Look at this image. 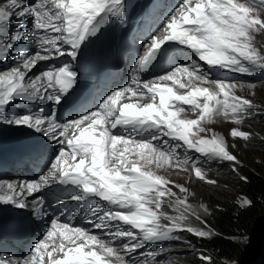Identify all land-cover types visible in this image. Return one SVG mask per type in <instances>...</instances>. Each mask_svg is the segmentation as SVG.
Listing matches in <instances>:
<instances>
[{
    "label": "snow or ice",
    "instance_id": "6c2138e0",
    "mask_svg": "<svg viewBox=\"0 0 264 264\" xmlns=\"http://www.w3.org/2000/svg\"><path fill=\"white\" fill-rule=\"evenodd\" d=\"M125 10V0H0V64L12 62L0 68V126L27 128L59 145L38 179L0 181V205L29 210V218L17 225L20 232L50 218L29 255L14 256L0 247V264H175V243L194 247L183 233L200 239L217 233L201 216L211 215L210 209L189 202L195 193L157 170L188 172L191 164L196 179L216 186L204 164L231 162V171L247 182L228 138L249 142L253 134L239 125L264 115V105L237 94L247 82L212 78L211 69L248 76L264 72V48L255 43L256 35L264 33V0H178L134 61L127 86L113 90L95 110L61 120L60 110L67 106L72 111L76 104L74 65L82 45L102 34L111 18L123 21ZM27 45L35 50L19 52ZM176 46L198 59L182 65L177 60L167 64L164 74L141 79L153 66L185 54L175 52ZM61 57L70 61L33 73L38 63ZM16 101L36 108L17 112L12 109ZM184 106L195 118H187ZM219 120L234 125L228 137L208 127ZM192 150L201 158L193 159ZM55 184L72 186L68 199L77 202L73 209L55 191H50L52 200L43 195L45 186ZM234 203L245 210L253 205L247 196ZM230 239L247 244L250 237ZM198 259L213 264L203 252Z\"/></svg>",
    "mask_w": 264,
    "mask_h": 264
},
{
    "label": "rangeland",
    "instance_id": "374dc122",
    "mask_svg": "<svg viewBox=\"0 0 264 264\" xmlns=\"http://www.w3.org/2000/svg\"><path fill=\"white\" fill-rule=\"evenodd\" d=\"M255 43L258 48H264V33L256 35ZM255 74L258 75L260 73H255ZM254 75L251 76L247 75L248 79L246 77H243L240 80H236V81L247 82L243 88L237 89V94L252 99L253 102L258 105H264V80L256 79V81L253 82L252 79L250 80V78L252 76L254 77ZM247 84H254L255 88L254 89L249 88ZM180 91H184V90H180ZM253 92L255 93V95H252ZM185 115L187 116V118H195V115L188 110H186ZM233 126L234 125L230 122L219 120L214 125H209L208 127H212L213 130L216 131L218 134H223L226 137H228L229 131ZM239 127H241L242 130L250 131L253 134L252 139L249 142L245 143L242 139L237 138L233 140L229 137L228 144L230 147V151H232L233 154L237 155L241 166H246V165L250 166L251 162H254L255 164H264V147L262 148L258 147L253 141V140H257V138L260 142L264 141V139H262V137H264V115H258L253 119L245 120L241 125H239ZM170 143H175V142L172 141ZM233 143L236 145V148L231 147ZM52 146L53 143L52 145H49L48 149H52ZM178 152L180 153L181 156L184 155L183 148L178 149ZM188 154L192 156L193 159L201 158L200 154L194 153V150L190 151ZM218 164L221 163L218 162L205 163L204 168L207 170L208 178L217 180L218 184L216 186L224 187L225 188L224 190L227 191L226 196L223 195L220 196L225 197L226 199L229 200L232 199L235 200L241 197L242 194L240 193V190L236 185L237 178L231 175L233 173L231 171V162H223V164L217 168L216 166ZM222 166H228V170L230 174H227L228 173L227 171L226 173H221L222 169L220 168ZM188 167H189L188 172H183L175 168H167V167L159 169L157 170V172L158 174L164 175L176 183L183 184L184 186L188 187L190 192L195 193L194 196L189 197V202L196 206H199L201 203H203L210 209V212H212L213 209L211 208L217 203L216 198L217 195L219 194V190L215 188V186L207 185L206 183L196 179L194 175L191 173V164ZM173 190L176 191L178 195L181 196L183 195L179 193L178 189L173 188ZM164 210L168 211L169 214H173L171 213V210L168 209L166 206ZM201 216L203 218L207 215H204V213L201 212ZM190 222L197 226H202L199 225V222L195 221L194 218H191ZM182 235L185 236L187 239L189 238V240L196 238L187 233H183ZM201 240H208V239H201ZM255 244H257L258 247ZM247 245L252 246L253 248L256 249L257 248L260 249L261 256L262 255L264 256V230L254 238L250 237ZM193 253H197L195 248L177 242L172 246L171 258L175 261V264L176 262H178L179 258L181 262L180 264H193V260L201 261L198 258L196 259L191 258ZM199 253L196 254L197 257ZM260 260L261 257L258 259V262Z\"/></svg>",
    "mask_w": 264,
    "mask_h": 264
},
{
    "label": "trees",
    "instance_id": "16d2710c",
    "mask_svg": "<svg viewBox=\"0 0 264 264\" xmlns=\"http://www.w3.org/2000/svg\"><path fill=\"white\" fill-rule=\"evenodd\" d=\"M253 141L258 147H264V141L260 142L258 138ZM238 167L239 173L247 176V182L240 181L235 173L231 175L237 178L236 185L242 194L241 197L251 198L253 205L246 210L240 209L234 203V199L229 200L220 196L227 194L224 187L215 186L219 190L217 203L214 202L216 204L211 208L213 209L211 215L203 219L217 235L208 240L190 239L196 252L211 256L213 264H225V261L227 264H248L257 257L258 252L260 254V249L256 250L247 244L233 242L230 237L248 235L254 238L264 230V164L251 162L250 166L239 165ZM220 169H222L221 173L227 171V174H230L228 166H222ZM197 253H193L191 258H198ZM180 263L179 258L176 264ZM193 264H202V261L193 260Z\"/></svg>",
    "mask_w": 264,
    "mask_h": 264
},
{
    "label": "bare ground",
    "instance_id": "6f19581e",
    "mask_svg": "<svg viewBox=\"0 0 264 264\" xmlns=\"http://www.w3.org/2000/svg\"><path fill=\"white\" fill-rule=\"evenodd\" d=\"M13 25L16 24V21L13 20ZM25 49H26V52H32L35 50L34 46L33 45H27L25 46ZM12 63V62H11ZM37 68H34L33 69V73H36V72H40V71H43V69L41 68V63H38V65L36 66ZM31 75V73H30ZM121 83H123V81H121ZM170 83V82H169ZM2 127H6V125L2 126ZM59 146V145H58ZM46 171H44L42 174H44ZM40 173L39 172H33L31 175H26L25 173H21L20 174V177H23V178H16L13 180V182H18V181H32V180H35V179H38ZM0 181H6L4 178H0ZM44 190H47V187H44L42 191ZM41 193H36L34 194V196H39ZM29 199H32V197H30ZM49 220V218H46V220L44 221V226H43V229H46L47 227L50 226V224L47 222ZM95 233H99L97 232V230H94ZM105 239H107L106 237H104ZM257 250V249H256ZM8 253V252H7ZM2 254V253H1ZM261 257V254H259V252L257 253V257L251 261L250 264H258V259ZM248 263V264H249Z\"/></svg>",
    "mask_w": 264,
    "mask_h": 264
}]
</instances>
